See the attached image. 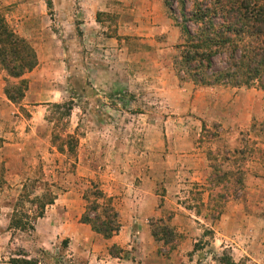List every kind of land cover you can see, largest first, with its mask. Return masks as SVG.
Instances as JSON below:
<instances>
[{
	"label": "rangeland",
	"instance_id": "obj_1",
	"mask_svg": "<svg viewBox=\"0 0 264 264\" xmlns=\"http://www.w3.org/2000/svg\"><path fill=\"white\" fill-rule=\"evenodd\" d=\"M100 1L0 0L7 22L18 36H29L24 39L41 62L23 76L26 91L17 104L6 99V73L0 68V264L4 259L9 264L18 252L38 264H83L89 257L104 261L108 256L119 257V264H223L227 258L235 264H264L258 240L264 214L255 205L249 221L240 201L247 162L258 159L264 166V109L233 143L226 137L229 126L220 138L214 114L202 105L208 96L195 93L209 87L181 80L175 69L182 36L165 0H148L149 7L128 0V9L118 0H110L111 7ZM152 17L167 19L170 30L141 36L139 23ZM86 21L100 35L87 32ZM215 62L217 69L222 67L219 58ZM45 101L50 104L39 107ZM68 102L69 117L65 109L50 106ZM217 116L228 122L221 112ZM67 134L75 141L69 155L52 141L54 135L62 139ZM228 151L230 161L220 170L239 169L243 183L230 188L234 196L219 202L209 188L211 166L217 168ZM182 154L206 159L203 184L186 182L192 171L184 156L177 158ZM237 177L232 176L234 182ZM24 185L32 197L43 195L48 185L57 197L69 193L72 198L58 212L46 207L35 233L9 231ZM93 186L111 198L120 225L128 226L116 242L105 241L89 225L87 231H73L74 238L67 235L70 227L64 228L65 221L80 222L83 195ZM178 204L194 207L199 220L180 212ZM17 209L29 215L34 207L23 200ZM163 224L172 227L175 237L167 235ZM248 225L256 230L249 242L244 234Z\"/></svg>",
	"mask_w": 264,
	"mask_h": 264
},
{
	"label": "trees",
	"instance_id": "obj_2",
	"mask_svg": "<svg viewBox=\"0 0 264 264\" xmlns=\"http://www.w3.org/2000/svg\"><path fill=\"white\" fill-rule=\"evenodd\" d=\"M164 3L182 36L181 44L176 46L179 53L175 65L181 80L190 81L196 87L257 88L264 92V0H165ZM217 58L222 63L218 69ZM37 65L36 51L16 34L0 10V68L6 73L4 94L9 102L17 104L23 99L26 81L22 78ZM71 104L50 106L65 109L63 114L69 117ZM261 130L264 131V120ZM52 141L58 143L60 147L57 150L60 152H64L61 146L66 147L68 155L75 151L74 137L69 134L62 139L54 135ZM229 161L230 153L226 152L217 168L211 166L214 173L209 188L219 202L234 196L236 193L230 188L243 183V174L239 169L235 172L220 170ZM70 167L74 175L75 165ZM232 176H238L235 182ZM56 198L57 195L48 185H45L43 195L34 197L24 185L10 217L9 231L33 232L37 220L43 218L46 207L52 205ZM83 199L86 207L80 223L89 225L94 233L104 239L118 235L121 225L111 198L93 186L84 193ZM23 200L34 207L29 215L17 209ZM210 201L216 202L211 196ZM163 225L167 235L175 237L172 227ZM9 264L38 262L18 252L12 254ZM223 264L235 263L227 258Z\"/></svg>",
	"mask_w": 264,
	"mask_h": 264
},
{
	"label": "crops",
	"instance_id": "obj_3",
	"mask_svg": "<svg viewBox=\"0 0 264 264\" xmlns=\"http://www.w3.org/2000/svg\"><path fill=\"white\" fill-rule=\"evenodd\" d=\"M100 2H103V0H101ZM117 2H123L122 5L120 6L122 9L124 8L128 9L129 7H131V2H129L128 0H118ZM132 2H135L136 5H138L139 7L141 6L149 7L151 5V3L148 0H132ZM145 2H147V4H145ZM156 3H159V0H156ZM97 4L98 5H96L95 7L92 6V12H94V14L95 12H97L98 9H100L102 3L98 2ZM111 5L112 3L110 2V0H107L106 6L111 7ZM118 7H119V4H118ZM123 11L126 12L127 10H123ZM145 18H147L146 15H145ZM93 21L94 23H96L95 19ZM136 21H139V19ZM139 25H140V28L138 29L144 32V34L141 35L143 37L144 36L145 37L154 36L155 34H161L163 32L167 33L171 28L170 23L165 18L164 19L162 18L159 21H155L153 17H152V20L149 21V18H148L146 19V22L143 25L141 23H139ZM141 25H142V28H141ZM83 26L87 32L91 34L100 35L96 30L89 29L90 26L92 28V22L88 24V21H86L83 24ZM131 26H133L134 28L137 27V25L135 24ZM22 36L24 38L29 39V36L26 35V33H22ZM110 40L113 41V39L111 38ZM111 45L115 46L113 45V43H111ZM39 65L41 66V62L40 63L38 62V66ZM1 77L2 76L0 74V78ZM195 93L198 96L201 94L208 96V99H206V102L202 103V105L204 106L203 108L210 109L211 113L214 114L215 117L213 116V118H215L216 122H218L221 128V131H222V133L219 136L220 138H223L226 133V132H223L224 131L223 128H225V126H229L227 127L229 128L228 129L229 133L226 137L229 138V141L232 143L235 141V139L240 134V132L247 130L250 127L252 118L253 117L257 118L258 115L262 114V111L264 109V100L262 97L264 93L260 90H257L256 88H230V89L228 88L226 89L225 88H222V89L199 88L195 90ZM48 102L49 101L43 102L41 105H39V107H44V108L47 107L50 104ZM218 112H221V114H223V116L227 118L228 122L226 124H223L222 121L219 119L220 116L219 117L217 116ZM261 118H264V114L262 115ZM224 120L225 119H223V121ZM180 152H183V151L181 150ZM232 152H235V151H232ZM181 156H184L183 157L184 160L188 162L186 164V168L192 171L191 174L188 173L189 180H187L186 182H192L191 183L192 186H193V182H196L198 184H203L206 178L205 174L207 170L209 169L206 159L201 158V157L198 159H194L193 155H187V154H184V155L182 154L180 156H177V158ZM246 168H247L246 169L247 172H246V178L244 180L245 191L242 194L243 200L240 199V201H241L242 209L244 210V213L247 215V217H249V221H250L252 213L255 214L254 211H251V210L256 209L255 205H258V211L264 214V171H263L264 166L262 164V161L257 159L254 161L247 162ZM70 198L72 197H70L69 193H66L62 196H58L55 199L54 203L50 205V207L54 209V211L58 212L60 206L66 204V201L67 202L70 201ZM207 199H208L207 194H205L203 202H206ZM178 206H179L180 212L184 210L185 212L193 213V215L191 216L199 220V218H197L196 212H194V209H195L194 207L191 209L188 207L183 208L181 204H178ZM234 207L237 208L238 206H234ZM81 213H82V210H80V212L78 213V217L81 216ZM178 217H179L178 214L174 215V219ZM71 222H72L71 220L70 221L68 220V221H65V224H64V228H68V226L70 227V230H68V233H67L68 237H71V238L76 237V235L73 232L75 230L76 232L88 230V227L86 226V224L80 223L79 221L74 222V223L73 222L71 223ZM120 229H121L120 231L125 232L128 229V226L123 225L121 226ZM36 231H37V227L35 226V229L33 232L35 233ZM255 232H256L255 228L251 227L250 225L247 226L246 231L244 229V234H246L245 238H247L248 236L247 238L248 242H249V239L254 238L252 235ZM5 235H6V232L4 229V232H2L1 236L3 237ZM120 236L121 235L118 234L116 236H113L110 239H105V241L116 242L115 239H118ZM258 240L260 243L263 244L262 247L264 249V226L262 225H260L258 229ZM108 246H111V245H108ZM83 260H84L83 264H119L118 262L120 261V258L116 256L115 257L108 256V258L103 261L102 258L98 260V258L89 257L88 259L86 258ZM2 264H6L5 259H4V262H2ZM124 264H128V263L126 262Z\"/></svg>",
	"mask_w": 264,
	"mask_h": 264
}]
</instances>
